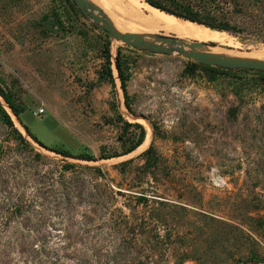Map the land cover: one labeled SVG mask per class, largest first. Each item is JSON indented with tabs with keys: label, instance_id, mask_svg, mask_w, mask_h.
Instances as JSON below:
<instances>
[{
	"label": "rangeland",
	"instance_id": "rangeland-1",
	"mask_svg": "<svg viewBox=\"0 0 264 264\" xmlns=\"http://www.w3.org/2000/svg\"><path fill=\"white\" fill-rule=\"evenodd\" d=\"M0 89L19 110L0 93V264H264V69L131 46L74 0H0Z\"/></svg>",
	"mask_w": 264,
	"mask_h": 264
},
{
	"label": "trees",
	"instance_id": "trees-1",
	"mask_svg": "<svg viewBox=\"0 0 264 264\" xmlns=\"http://www.w3.org/2000/svg\"><path fill=\"white\" fill-rule=\"evenodd\" d=\"M147 2L152 4V6L168 11L167 13H174L187 18V20H195L217 29L228 30L235 34H246L248 36L255 34L257 38L264 40V0H147ZM0 93L15 114H18L19 110L15 108L14 104L11 103L1 89ZM0 120L8 125H13L11 116L1 101ZM22 124L33 139L48 147L32 133L27 124ZM137 125L140 127V135L134 141V145L126 149L125 152L131 150L143 139V128L140 124ZM57 151L65 155H70V153L62 148ZM150 151L151 148H148L145 152Z\"/></svg>",
	"mask_w": 264,
	"mask_h": 264
},
{
	"label": "bare ground",
	"instance_id": "bare-ground-1",
	"mask_svg": "<svg viewBox=\"0 0 264 264\" xmlns=\"http://www.w3.org/2000/svg\"><path fill=\"white\" fill-rule=\"evenodd\" d=\"M108 11L113 24L120 30L136 32L174 33L183 39H198L207 42L200 49L215 50L225 55L264 58V46L249 55L238 54L233 49L225 48L232 43V38L226 32L188 21L176 15L161 11V9L143 0H92ZM106 12V11H105ZM210 41L215 44H211Z\"/></svg>",
	"mask_w": 264,
	"mask_h": 264
},
{
	"label": "water",
	"instance_id": "water-1",
	"mask_svg": "<svg viewBox=\"0 0 264 264\" xmlns=\"http://www.w3.org/2000/svg\"><path fill=\"white\" fill-rule=\"evenodd\" d=\"M74 1L81 9V11L87 16H89L93 20V22L97 24L102 30H104L109 36H112L117 39H121L126 43L130 44L131 46L146 48L153 51L161 50L166 52H169L172 49H177L178 51L187 54L188 56L194 58L195 60L204 63L218 64L228 67H247V68L264 69V58L225 55L218 52H212L209 50L200 49L204 44H207V42L203 40L183 39L176 36L175 34L164 33V32H136L130 30L122 31L113 24V21L110 18V16L106 14V12L102 9V7L96 4L94 1L92 0H74ZM181 18L187 19L184 17ZM191 21L200 23L195 20H191ZM200 24H204V23H200ZM209 27L214 28L211 26ZM210 43L214 44V42L212 41H210Z\"/></svg>",
	"mask_w": 264,
	"mask_h": 264
},
{
	"label": "built area",
	"instance_id": "built-area-1",
	"mask_svg": "<svg viewBox=\"0 0 264 264\" xmlns=\"http://www.w3.org/2000/svg\"><path fill=\"white\" fill-rule=\"evenodd\" d=\"M39 110L42 111L43 110V107H39Z\"/></svg>",
	"mask_w": 264,
	"mask_h": 264
}]
</instances>
